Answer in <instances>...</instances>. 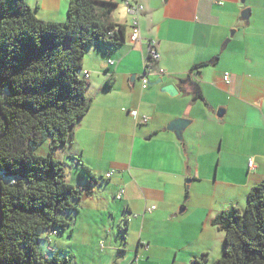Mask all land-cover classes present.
Listing matches in <instances>:
<instances>
[{"label": "crops", "instance_id": "crops-1", "mask_svg": "<svg viewBox=\"0 0 264 264\" xmlns=\"http://www.w3.org/2000/svg\"><path fill=\"white\" fill-rule=\"evenodd\" d=\"M97 1L116 4L110 21L124 28L123 43L115 50L92 47L85 53L81 77L89 74L85 96L91 105L72 129V145L56 151L54 158L80 175V188L92 190L80 205L88 227L97 217L103 222L108 208L85 206L101 187L86 182L80 165L115 189L113 199L123 206L124 234L134 235L136 243L122 254L121 264H194L212 254L216 261L224 235L211 220L243 209L250 190L264 181V0H222L221 6L213 0ZM31 2L36 16L46 13L52 21L65 22L63 2L68 7L69 0ZM126 3L143 7L136 44L129 42ZM151 41L157 43L159 60L148 74ZM203 63L207 65L193 70ZM187 77L199 86L201 100L180 90L179 80ZM168 85L176 88V96L161 92ZM179 119L189 123L181 139L167 130ZM108 173L112 176L106 180ZM109 217L114 227L116 221ZM73 231L56 236H66L65 244L47 241L46 255L61 253L84 264L72 255Z\"/></svg>", "mask_w": 264, "mask_h": 264}, {"label": "trees", "instance_id": "trees-1", "mask_svg": "<svg viewBox=\"0 0 264 264\" xmlns=\"http://www.w3.org/2000/svg\"><path fill=\"white\" fill-rule=\"evenodd\" d=\"M116 7L69 0L65 22L56 24L39 21L26 0H0V264H74L40 247L71 232L92 190L71 186L54 154L72 145V129L91 105L81 77L85 53L123 43L124 28L110 21ZM179 88L202 99L188 77ZM44 143L48 153L39 156ZM80 173L97 184L82 165ZM210 224L224 235L222 255L212 264H264V181L250 190L243 209L221 212ZM208 262L203 255L194 264Z\"/></svg>", "mask_w": 264, "mask_h": 264}, {"label": "rangeland", "instance_id": "rangeland-1", "mask_svg": "<svg viewBox=\"0 0 264 264\" xmlns=\"http://www.w3.org/2000/svg\"><path fill=\"white\" fill-rule=\"evenodd\" d=\"M26 3L30 7V9L33 10L31 0H26ZM63 3L66 5L67 10V4L65 2ZM66 10L64 12V20L66 19ZM35 17L38 20L42 19L45 22L51 21L53 23L60 24V22H57L58 20L52 21V18H47L46 13H44V15L41 14L39 17L35 15ZM36 153L39 156H46V143L42 144ZM65 171L67 182L73 187H79L81 185V180L79 178L80 175L73 169L69 170L68 168H65ZM78 172L80 173V171ZM96 177L97 184L99 185V187H101V191L95 189L94 201L87 203V205L85 206H106L108 208V211L106 212V210L104 209L105 216L103 217V222H100L101 218L97 217V223H93V227H88L87 225L90 221L86 217L87 212L85 213L84 211H80L79 209L80 214L76 217L75 226L72 227L71 223V230H74L73 233L75 238L71 247L72 255L76 259L77 263L92 264L94 262L98 264L100 261H102L106 264H114V262L116 264H121L123 261L122 258H124V255L122 254L130 251L131 248H135V236L128 232L124 234L125 224L121 222L123 206L120 202L114 201L113 199L115 195V189L112 188L109 184L105 185L104 183H101L99 177ZM109 215H111L116 221L114 227H112V221ZM102 224L105 225V232L102 228ZM66 240V236H63L62 240L61 238L58 239L56 236L49 237V243L52 245L55 242L65 244L66 242H68ZM83 244L87 248L86 253L84 252V250H82ZM62 248L65 252H70V248H68L66 245H62ZM40 250L44 254H46V244L41 245ZM131 256V259H133L134 252H132ZM214 256V254L211 255L212 258H209L208 264H212L214 262Z\"/></svg>", "mask_w": 264, "mask_h": 264}, {"label": "built area", "instance_id": "built-area-1", "mask_svg": "<svg viewBox=\"0 0 264 264\" xmlns=\"http://www.w3.org/2000/svg\"><path fill=\"white\" fill-rule=\"evenodd\" d=\"M217 5L221 6L223 4L222 0H213ZM127 14L131 17V23H130V36H129V42L132 44H136L140 41V30H139V18L143 12V7L137 4H125ZM159 60V54L157 52V43L155 41H151L148 44V57L146 61V67H145V73H151L154 71V67L156 66L157 62ZM108 64L110 66L113 65L112 61H108ZM158 74H163V71L158 70ZM146 76V74H145ZM89 78V74L87 72L83 73V79L87 81ZM229 80V74L225 73L223 75V82L227 83ZM142 88L145 89L148 86V80L146 77L142 79ZM131 116L136 118L137 114L135 112L131 113ZM142 123L145 124L146 120L143 119ZM112 176V173H108L105 175V179L108 180ZM123 192H119V194L116 196V199L119 200L122 197Z\"/></svg>", "mask_w": 264, "mask_h": 264}, {"label": "water", "instance_id": "water-1", "mask_svg": "<svg viewBox=\"0 0 264 264\" xmlns=\"http://www.w3.org/2000/svg\"><path fill=\"white\" fill-rule=\"evenodd\" d=\"M241 1H245V0H241ZM247 14H248V11H245L242 14V18L244 20L247 19V17H246ZM160 84H161V81H158L154 85H160ZM161 92L169 95L170 97H174L177 95V90L173 85H168V86L163 87L161 89ZM221 115H222V113L218 112L217 117L221 118ZM188 124L189 123L186 120H181V119L175 120L167 127V130L169 132L173 133L178 139H181L182 133L188 127Z\"/></svg>", "mask_w": 264, "mask_h": 264}]
</instances>
